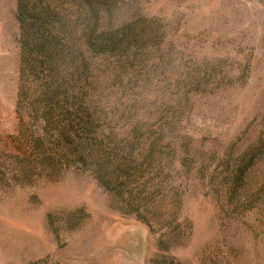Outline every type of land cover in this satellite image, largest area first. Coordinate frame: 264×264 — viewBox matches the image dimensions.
<instances>
[{
    "label": "rangeland",
    "instance_id": "374dc122",
    "mask_svg": "<svg viewBox=\"0 0 264 264\" xmlns=\"http://www.w3.org/2000/svg\"><path fill=\"white\" fill-rule=\"evenodd\" d=\"M18 4L0 0V264H264V0H117L101 30L132 42L69 59L58 100Z\"/></svg>",
    "mask_w": 264,
    "mask_h": 264
},
{
    "label": "trees",
    "instance_id": "16d2710c",
    "mask_svg": "<svg viewBox=\"0 0 264 264\" xmlns=\"http://www.w3.org/2000/svg\"><path fill=\"white\" fill-rule=\"evenodd\" d=\"M75 2L92 15L82 25L72 21L67 9V5H76ZM115 6L117 0H19L22 52L30 68L44 73L45 86L53 91L50 99L58 100L62 96L69 59L84 58L88 50L99 54L111 48L125 49L132 42L131 32L122 33L128 29L101 30L105 9Z\"/></svg>",
    "mask_w": 264,
    "mask_h": 264
}]
</instances>
